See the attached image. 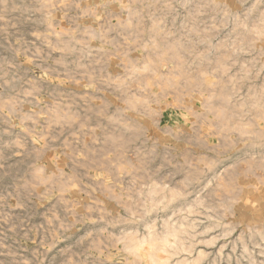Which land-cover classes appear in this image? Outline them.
<instances>
[{
  "label": "rangeland",
  "instance_id": "374dc122",
  "mask_svg": "<svg viewBox=\"0 0 264 264\" xmlns=\"http://www.w3.org/2000/svg\"><path fill=\"white\" fill-rule=\"evenodd\" d=\"M0 264H264V0H0Z\"/></svg>",
  "mask_w": 264,
  "mask_h": 264
},
{
  "label": "bare ground",
  "instance_id": "6f19581e",
  "mask_svg": "<svg viewBox=\"0 0 264 264\" xmlns=\"http://www.w3.org/2000/svg\"><path fill=\"white\" fill-rule=\"evenodd\" d=\"M242 1L244 2L245 0H242ZM202 20L203 18L201 17V21ZM222 26L225 27V24ZM224 27H222L220 30H215L211 33L200 32L196 29L195 30L191 29V30H188L186 34V40L190 44L193 43V38L199 40L198 47L200 46L199 48L202 51V59L204 61V67L207 70L211 69L216 72L224 73V72H229L231 70H236L239 68L243 69V67H240L238 63L245 58V55L248 54L246 51L249 50L250 52L251 48L255 44V39L253 38L252 31L249 29L248 26H236L234 27V31L231 34V36L233 37L232 42L212 45L215 39L217 38V36L219 35V33L223 31L222 29ZM212 60H214L213 63L211 62ZM232 62H235V63H232ZM141 247L142 246H140L137 250H141ZM162 249L163 248L159 250H162ZM168 252H170V250L166 251V253ZM151 255L152 254H150V256ZM153 256L151 257L154 259ZM156 256H158V258L155 257L157 260L158 259L163 260L162 255H156ZM163 261H165V259ZM159 263H161V261H159Z\"/></svg>",
  "mask_w": 264,
  "mask_h": 264
}]
</instances>
